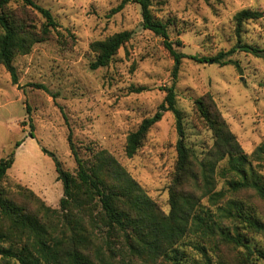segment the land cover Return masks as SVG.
I'll return each mask as SVG.
<instances>
[{
    "label": "rangeland",
    "instance_id": "374dc122",
    "mask_svg": "<svg viewBox=\"0 0 264 264\" xmlns=\"http://www.w3.org/2000/svg\"><path fill=\"white\" fill-rule=\"evenodd\" d=\"M32 1L51 13L57 28L45 41L34 44L28 54L13 59L17 85L0 65V159L14 153L2 188L14 194L17 204L25 205L15 190L19 184L58 209L62 185L53 161L42 149L52 153L62 169L73 173L76 163L70 136L72 149L82 160L100 150L113 156L166 214L178 139L173 115L163 114L131 158L125 155V144L141 121L157 111L164 89L169 87L182 114L184 143L197 160H203L213 144L212 134L194 106L197 99L205 97L213 103L252 169L264 177V153L254 155L257 148L264 147V60L244 53L226 57L238 65L237 69L230 64H199L189 59L228 52L238 34L243 43L264 47V17L243 22L238 33L235 20L243 10L264 16V0H150L153 17L167 26L171 42H181L182 46L174 49L186 56L174 77V61L161 39L142 28L137 0ZM119 6L122 8L112 13ZM5 12L13 13L16 22L34 31L44 22L20 1L8 4ZM123 31L131 33L130 40L107 66L90 70L95 59L90 45ZM224 166L225 161L218 164V168ZM214 180L210 194L224 187L218 175ZM209 196L200 204L211 213L233 199L264 224V201L252 191H224L217 202ZM222 224L236 227L247 245L264 250V235L239 221L223 220ZM6 246L14 253L21 248ZM221 249L230 264H246L237 261L242 248ZM248 264L264 261L251 257Z\"/></svg>",
    "mask_w": 264,
    "mask_h": 264
},
{
    "label": "trees",
    "instance_id": "16d2710c",
    "mask_svg": "<svg viewBox=\"0 0 264 264\" xmlns=\"http://www.w3.org/2000/svg\"><path fill=\"white\" fill-rule=\"evenodd\" d=\"M20 1L43 19L39 31L29 29L15 20L13 13H4L8 4ZM142 28L162 41L163 48L174 61L173 77L180 61L186 56L177 53L179 40H169L167 26L154 18L150 0H137ZM122 6L112 13L118 12ZM257 11L243 10L235 16L237 33L243 22L261 19ZM19 21V20H18ZM57 23L51 13L32 0H0V65L17 85V74L12 64L16 56L30 52L32 46L45 41ZM131 38V33H116L90 45L95 54L90 70L107 66L117 51ZM244 53L264 60V47L243 43L239 34L228 52L213 57H189L199 64L221 66L238 65L226 57ZM38 88L44 89L42 86ZM141 91V90H137ZM163 101L157 111L141 121L126 138L125 155L131 158L149 129L164 113L175 120L178 139L175 144L176 161L169 190V210L165 214L146 195L140 185L108 152L100 150L88 160H82L69 147L76 168L73 173L62 169L52 154L42 152L53 161L57 180L62 185L58 209H53L31 190L17 184V196L23 204L13 200L2 188L7 171L14 163V153L0 159V261L2 264H230L222 254V247L242 248L237 261L248 264L251 257L264 261V250L246 244L244 234L236 227H224L223 220L239 221L247 228L264 235V224L244 212L240 201L228 199L211 213L200 204L208 195L217 202L224 191L237 193L252 191L264 201V177L255 172L242 153L213 103L205 97L194 102L199 118L210 130L211 149L203 160H197L193 150L184 143L182 114L176 108L172 87L164 89ZM28 112V108H26ZM19 143L15 145L17 148ZM264 153L259 147L254 155ZM225 161L226 166L218 168ZM224 180L223 190L211 193L215 176ZM6 244L20 246L14 253Z\"/></svg>",
    "mask_w": 264,
    "mask_h": 264
}]
</instances>
